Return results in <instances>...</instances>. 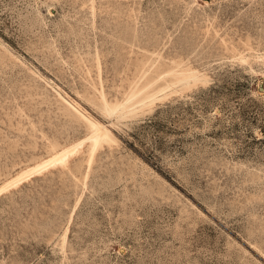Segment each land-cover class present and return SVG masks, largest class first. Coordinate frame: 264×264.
I'll list each match as a JSON object with an SVG mask.
<instances>
[{
	"label": "rangeland",
	"instance_id": "1",
	"mask_svg": "<svg viewBox=\"0 0 264 264\" xmlns=\"http://www.w3.org/2000/svg\"><path fill=\"white\" fill-rule=\"evenodd\" d=\"M74 103L107 136L0 194V264H264V0H0V185Z\"/></svg>",
	"mask_w": 264,
	"mask_h": 264
},
{
	"label": "bare ground",
	"instance_id": "2",
	"mask_svg": "<svg viewBox=\"0 0 264 264\" xmlns=\"http://www.w3.org/2000/svg\"><path fill=\"white\" fill-rule=\"evenodd\" d=\"M57 95L64 100V98L61 96L60 93L57 92ZM132 96L128 97L124 103H128L131 100ZM66 102V100H64ZM70 107L78 116H80L86 124L91 128V134L86 138L78 143L71 145L69 147L63 148L60 151H57L56 153L50 155L49 157L41 160L40 162L26 168L25 170L19 172L15 176L9 178L6 180L2 185H0V194L5 192L6 190L8 191L9 188L14 187L18 183H20L22 180L24 181L25 179L29 178L32 175H36V173H39L49 167H52L56 164H62L64 163L69 156H71L77 149L83 145V143L87 141H91L93 143V150L90 154L92 156L93 152L95 151L98 143L100 140L104 139L107 136V130L104 126L99 124L96 120L91 118L88 113L84 109H82L77 103L70 104ZM106 113L111 116L112 112L106 111ZM6 193V192H5ZM67 232V230H66ZM65 232V234H66ZM64 234V238H65Z\"/></svg>",
	"mask_w": 264,
	"mask_h": 264
}]
</instances>
